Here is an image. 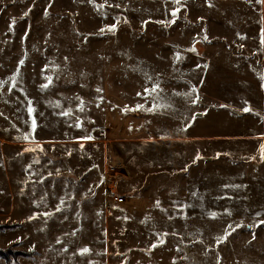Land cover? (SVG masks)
Masks as SVG:
<instances>
[{
	"label": "rangeland",
	"instance_id": "obj_1",
	"mask_svg": "<svg viewBox=\"0 0 264 264\" xmlns=\"http://www.w3.org/2000/svg\"><path fill=\"white\" fill-rule=\"evenodd\" d=\"M260 4L0 0L10 264H264V119L248 108L244 53L260 45Z\"/></svg>",
	"mask_w": 264,
	"mask_h": 264
},
{
	"label": "crops",
	"instance_id": "obj_2",
	"mask_svg": "<svg viewBox=\"0 0 264 264\" xmlns=\"http://www.w3.org/2000/svg\"><path fill=\"white\" fill-rule=\"evenodd\" d=\"M260 9H261V14L263 15V17L261 18L262 20L260 21V37L259 39V43L260 45L256 46V47H251L248 48V52L244 51V53H247V58L248 61L251 62L252 64H254V68L257 67V71L254 69L255 74L257 75V77H255V81L252 80L251 78L248 79V83H247V87L249 88V91H251L252 89L254 90L253 94L251 95V93L249 92V97L247 99V103L248 104V108L249 109H257L258 112L255 113H259L258 115L262 114L263 119H264V80L261 79L262 76H264V43H262V40H264V3L260 4ZM259 24V23H258ZM256 37V34L254 35ZM257 39V37H256ZM258 53V54H256ZM237 54L240 56H242L243 52L242 51H237ZM251 70V68H250ZM258 73V74H257ZM259 75V77H258ZM259 89H261V97H262V101L260 103V98L257 97V93L259 91ZM258 99V101H257ZM198 101H200L199 99H197ZM201 102V101H200ZM259 102V104H258ZM257 103V104H256ZM194 104H196L194 102ZM253 138H256V143H255V151H259L262 153L261 151V146L264 145V120H263V133L262 135H254ZM260 140V141H259ZM259 141V142H257ZM263 141V142H262ZM262 159L264 160V153H262ZM259 167L263 170L264 172V162L260 161ZM264 175V173H263ZM263 185H264V179H263ZM107 199V198H106ZM112 202V201H110ZM114 203V202H112ZM117 204V203H114Z\"/></svg>",
	"mask_w": 264,
	"mask_h": 264
},
{
	"label": "built area",
	"instance_id": "obj_3",
	"mask_svg": "<svg viewBox=\"0 0 264 264\" xmlns=\"http://www.w3.org/2000/svg\"><path fill=\"white\" fill-rule=\"evenodd\" d=\"M197 105H200L201 102L197 99L194 100ZM119 176L118 168L114 166L104 167L102 173V186L104 190L105 197L114 203L120 204L123 202V197L119 193Z\"/></svg>",
	"mask_w": 264,
	"mask_h": 264
},
{
	"label": "snow or ice",
	"instance_id": "obj_4",
	"mask_svg": "<svg viewBox=\"0 0 264 264\" xmlns=\"http://www.w3.org/2000/svg\"><path fill=\"white\" fill-rule=\"evenodd\" d=\"M176 2L178 3L179 0H176ZM257 3H264V0H257ZM100 7H103L102 5ZM173 15L175 16V12L173 13ZM262 43H264V40H262ZM191 51H195V49H191ZM177 59H179V57H177ZM21 64H23V61H21ZM47 79L49 80V82H51V77H47ZM262 80H264V76L261 77ZM14 80V78H13ZM3 83H6V82H0V86H2ZM15 86V84L13 83V87ZM44 87H47V85H44ZM158 90V85L154 86L153 88L151 89H145V92L147 93V95H152L153 93H156ZM97 91H100L99 89ZM193 92L195 91V89L192 90ZM137 95H141L140 93H138ZM145 99H147V96H145ZM31 103V102H29ZM144 106L143 105H138L137 108H143ZM154 107H157L156 105H154ZM80 110L83 111V102L81 101V107H80ZM128 110V109H126ZM148 111H152L153 109H147ZM28 111L31 113L34 111V109H32L31 107L28 109ZM244 111H249V109L245 108ZM70 112H65L64 115H69ZM79 127V125H77ZM32 127H33V130L35 129V120H33L32 122ZM28 137L26 136L25 139H27ZM261 151L262 153H264V145L261 146ZM57 211H59V208H57ZM215 213L212 214L213 218H215ZM231 227V226H229ZM233 231H235V229H233ZM228 235H231V233H228ZM83 252L86 253L88 252V249H83Z\"/></svg>",
	"mask_w": 264,
	"mask_h": 264
},
{
	"label": "trees",
	"instance_id": "obj_5",
	"mask_svg": "<svg viewBox=\"0 0 264 264\" xmlns=\"http://www.w3.org/2000/svg\"><path fill=\"white\" fill-rule=\"evenodd\" d=\"M7 249H10V248H7ZM20 253H22V255H25V254H29L28 252H20ZM0 258H3L7 263H9L10 264V261H9V259L7 258V255L6 254H2V252L0 251Z\"/></svg>",
	"mask_w": 264,
	"mask_h": 264
}]
</instances>
